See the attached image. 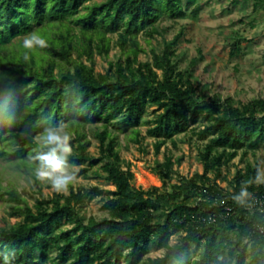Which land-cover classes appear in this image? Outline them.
<instances>
[{"label": "trees", "instance_id": "16d2710c", "mask_svg": "<svg viewBox=\"0 0 264 264\" xmlns=\"http://www.w3.org/2000/svg\"><path fill=\"white\" fill-rule=\"evenodd\" d=\"M190 3L0 0V155L24 170L37 166L36 155L48 150L37 137L66 125L74 134L68 164L79 166L70 174L88 175L92 168L115 186L70 183L68 193H41L33 205L25 189L0 191L24 212L11 224L0 222V264H264V202L250 209L253 195L264 197L262 165L247 161L231 178L223 172L237 156L255 154L264 140V98L235 101L196 84L200 58L187 69L178 63L184 28L164 38L160 49L152 46L150 60L139 58V34L151 42L163 33L161 21L184 16ZM27 34L47 46L27 49L15 42ZM113 34L126 58L97 72L95 53L109 52ZM244 40L230 41L231 57L242 52ZM88 128L99 140V154L90 150ZM120 131L138 142L154 136L156 153L191 131L206 139L199 151L203 171L184 175L174 169L181 158L167 154L154 168L162 185L136 186L119 150ZM242 189L250 195L238 202ZM97 196L107 214L82 213ZM152 249L165 253L151 256Z\"/></svg>", "mask_w": 264, "mask_h": 264}, {"label": "rangeland", "instance_id": "374dc122", "mask_svg": "<svg viewBox=\"0 0 264 264\" xmlns=\"http://www.w3.org/2000/svg\"><path fill=\"white\" fill-rule=\"evenodd\" d=\"M163 33H158L151 42L140 33L138 39L143 50L139 53L140 60L151 59V47L160 49L164 38L171 39L178 31L184 28L185 33L177 46L178 63L180 68L187 69L194 57H199V62L193 70V77L199 86L210 85L211 92H220L223 96H232L235 101H247L253 98H264V0H191L184 16L165 18L161 21ZM29 35L15 39L21 41ZM245 37L242 42V52L236 56L230 55V41L235 37ZM117 34L112 35L111 46L106 54L95 53V70L106 72L110 62L120 58L125 60L121 47L116 41ZM75 55V54H74ZM84 60L86 56L83 57ZM155 107L149 108V116L154 114ZM141 135L145 133L146 125H138ZM61 128V127H60ZM63 131L73 137L72 131L66 125ZM88 136L92 140L90 150L99 154V140L88 128ZM40 136L37 139L40 141ZM177 144L171 140L162 145L158 153L155 152L154 136H145L141 141H135L130 131L119 132V150L121 156L130 163L134 171V184L148 188L153 185H162L160 176L154 171L158 162L166 159L167 154L181 162H175L174 169L184 175L191 176L197 171H203V163L199 158V151L206 139L198 140L191 131L186 134L174 136ZM260 163L264 174V140L261 141L255 154L249 153L246 158L237 156L229 167L223 169L231 178L239 166L245 162ZM9 162L0 155V184L1 189L15 187L27 190L26 198L33 205L35 197L43 193L53 195L55 191L49 182H42L36 176L37 166H30L24 170ZM79 166H69V169L78 170ZM71 183L75 187L100 185L102 188L112 190L114 184L103 176L88 172V175L75 176ZM177 179L173 178L171 182ZM226 185L225 181H222ZM70 185V184H69ZM69 185L65 193L69 191ZM170 188V185L167 186ZM101 196L94 197L82 206V213L103 217L107 213L102 207ZM17 210V211H16ZM24 216L22 206L14 209L4 196H0V222L11 224ZM178 235H173L171 242L176 241ZM164 249H152L151 256H160Z\"/></svg>", "mask_w": 264, "mask_h": 264}, {"label": "clouds", "instance_id": "9594fccd", "mask_svg": "<svg viewBox=\"0 0 264 264\" xmlns=\"http://www.w3.org/2000/svg\"><path fill=\"white\" fill-rule=\"evenodd\" d=\"M34 45L46 47L47 41L35 34H29L23 40V46L31 49ZM27 58L26 56L25 59ZM39 139L42 146L47 147L48 150L38 153L35 157L39 161L36 169L37 178L42 182H49L57 192L66 191L68 185L76 178L73 174H70L67 160L72 152L71 137L61 127L59 129H46ZM259 179L258 176L257 180ZM249 195L246 189H242L239 196L234 197V199L240 202L243 197Z\"/></svg>", "mask_w": 264, "mask_h": 264}, {"label": "built area", "instance_id": "2783aa9c", "mask_svg": "<svg viewBox=\"0 0 264 264\" xmlns=\"http://www.w3.org/2000/svg\"><path fill=\"white\" fill-rule=\"evenodd\" d=\"M263 202H264V197H262V196H254V195H253V203H252V205L250 206V209L253 210V209H254V206H260V207H263ZM231 209H232L231 206H229V205L226 206V210H231ZM208 219H209V220H213L214 217L211 215V216L208 217Z\"/></svg>", "mask_w": 264, "mask_h": 264}]
</instances>
